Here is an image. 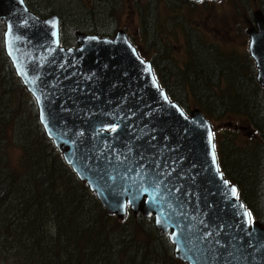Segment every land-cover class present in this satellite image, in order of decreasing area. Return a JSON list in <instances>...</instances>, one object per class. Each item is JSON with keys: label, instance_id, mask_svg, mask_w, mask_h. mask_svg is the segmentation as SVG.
<instances>
[{"label": "water", "instance_id": "obj_1", "mask_svg": "<svg viewBox=\"0 0 264 264\" xmlns=\"http://www.w3.org/2000/svg\"><path fill=\"white\" fill-rule=\"evenodd\" d=\"M253 19L248 53L264 89V16ZM0 22L46 137L108 214L153 218L185 264H264V223L220 171L210 121L170 100L124 31H76L67 48L58 17L24 0H0Z\"/></svg>", "mask_w": 264, "mask_h": 264}, {"label": "trees", "instance_id": "obj_2", "mask_svg": "<svg viewBox=\"0 0 264 264\" xmlns=\"http://www.w3.org/2000/svg\"><path fill=\"white\" fill-rule=\"evenodd\" d=\"M24 1L39 17L58 16L60 40L66 47L74 45L76 31L99 37L113 36L114 32L102 30L98 22L85 24L87 17L82 14L89 15L86 12L98 9L94 3L90 6L87 1L71 0L68 11L54 0ZM113 1L104 3L110 8ZM178 2L193 11L199 6L189 0ZM106 18L110 26L117 27L114 15ZM148 21V17H140V25L147 35V42L145 36L140 42L145 46L151 44ZM67 25L70 26L68 30ZM182 28L187 34L185 45L188 47L193 32L186 21ZM3 32L4 26L0 23V67H4V71L0 70V264H157L155 257L161 258L164 264H185L175 258L168 237L154 227L153 219L128 212L122 223H111L114 215L106 213L46 137L38 120L35 100L15 75L5 54ZM189 36L190 41L187 40ZM209 45L199 57H195L190 47L193 55L179 68V77L175 79L179 78L188 98L206 119L219 122L224 117L235 130L250 134V140L240 148L231 140L221 139L216 151L222 152L223 144L227 143L236 158L243 159L240 164L246 172L241 167H233L230 168L232 175L224 173V176L237 186L239 197L252 219L264 223V89L256 82V71L250 67L249 57L246 59L249 68L242 69L233 64L235 57H229L226 52L223 56L217 55ZM137 50L140 56L148 57L142 46ZM160 52L158 49L154 55L159 57ZM153 63L156 66L155 61ZM159 80L168 92L160 76ZM223 84L228 85L225 91L232 92V102L220 96L217 88ZM15 90L27 98L26 112L19 111L15 104L10 105ZM176 102L183 106L180 101ZM214 141L216 146L215 135ZM14 146L20 157L12 163L7 154ZM260 157L263 161L256 166L254 160ZM219 159L224 171L223 152ZM130 224L150 230H143L146 236L137 241L130 233Z\"/></svg>", "mask_w": 264, "mask_h": 264}, {"label": "rangeland", "instance_id": "obj_3", "mask_svg": "<svg viewBox=\"0 0 264 264\" xmlns=\"http://www.w3.org/2000/svg\"><path fill=\"white\" fill-rule=\"evenodd\" d=\"M70 1L71 0H54V3L59 7L62 6L63 9L69 11L70 7L67 5ZM81 1H87V4H90V6L92 3H94L98 7V9L95 7V11L94 8L92 10L89 8L91 12H86L89 15L82 14V17H87L86 20H84L85 24L87 23L92 25L94 22H98V24L101 25L102 30L105 29L106 31L111 30L114 32L113 36L118 30H122L125 32L126 36L136 49L141 48L142 46V48L148 52V57L143 58L150 60L151 62H153V60L155 61L156 66L154 67L157 70V73L160 75L163 85L167 88L168 92L173 95V100L180 101V103L183 105L182 107L188 113L197 107L194 105L195 103L190 101V98H188L185 89L181 86L179 78H175L179 77V68L182 67L186 60H188L193 55L191 54V48L193 47L195 53L194 55L196 57V55L198 56L200 52L202 53L204 51L203 48L205 46H210L209 44H211V48L216 51L217 55L220 54L223 56L222 53H227L229 57L231 56L236 58L233 62L234 65H237L242 69H245V67L249 68V63L246 61L247 57H249V55H247L248 36L246 34V30L249 29L248 23L252 20V17L236 16L237 13L241 15L246 13L252 14L255 9L264 8L260 0L210 1L208 4L205 2L202 5H199L195 11L190 10L186 5L184 6L181 4V2H178V0H171L170 2L169 0H164V2L161 0H150L151 2L147 0H114L110 8H108L107 4H105L106 0ZM109 15H114L118 21L116 28L110 26V22L107 21L106 17H110ZM140 17H148L150 19V21H148V35L150 37L149 44H151L147 46L142 45L140 42V40L143 39V36H145L144 40L147 42V35L143 32V27L140 25ZM184 21L189 24V28L193 32V40H191V43L188 47L185 45L187 34L182 32ZM69 28L70 26L67 25L66 30ZM190 39V36L187 37L188 41H190ZM158 49L161 52L159 57H156L154 53L158 52ZM204 61L205 60H203V62ZM249 62L250 67H253L255 70L254 63L251 59H249ZM0 68V70L4 71V67ZM242 69L241 73H244ZM191 70H193V68ZM231 72L234 74L233 70H231ZM219 81L220 80H216V82ZM205 86L208 87L209 85L206 84ZM226 87H228L227 84L219 85L217 90L220 93V96L225 99V101L229 100L232 102V92L225 91ZM206 91L207 93L209 92L208 89H206ZM213 95H215L214 92ZM27 103H29L27 98L21 93H17V90H15L13 95L10 97V105L14 106L15 104L19 111L26 112ZM32 119L33 118L31 117V120ZM221 119L222 120L219 122H213L212 120L210 121L215 135L216 148H219L221 139L231 140L237 148L242 147L250 140L249 133L244 130H235L232 126H229V123H226L227 119L224 120V117ZM222 152L224 155L223 169L225 174L232 175L231 173H233V171L230 168L233 167H241L243 169L242 171L246 172L244 170L245 167L240 164L242 163L243 159H237V155L234 154L232 148L229 147L227 143L223 144ZM222 152L218 150V164L219 161L220 164H222L221 160L219 159V154ZM19 154L18 148L14 146L10 152H8L7 157L9 161L11 160L12 163H15L20 157ZM46 155L51 159L49 154ZM254 161L255 165L258 166L260 161H263V158L260 157L259 160ZM52 162L55 163L54 161ZM220 164L219 167L221 169ZM226 164H228L230 167ZM123 220L124 219H118L114 215L111 223L118 224L119 222L122 223ZM129 227L132 228L130 233L137 241L141 240L140 238L146 236L143 230H150L149 227L141 228L135 224H130ZM162 261L163 260L161 258H154V262L157 264H164Z\"/></svg>", "mask_w": 264, "mask_h": 264}, {"label": "flooded vegetation", "instance_id": "obj_4", "mask_svg": "<svg viewBox=\"0 0 264 264\" xmlns=\"http://www.w3.org/2000/svg\"><path fill=\"white\" fill-rule=\"evenodd\" d=\"M190 1V0H189ZM261 1V4H263V6H264V0H260ZM192 2V1H191ZM209 3L210 1L209 0H206V1H202V2H200V3H196L197 5H202L203 3ZM192 3H195V2H192ZM264 9V8H263ZM262 8H257V9H255L254 11H253V13L251 14V13H246V14H243V15H241V14H238L237 13V16L236 17H252V20L248 23L249 24V28L250 27H254V19H253V17H254V14H255V12L256 11H261L262 12V14H263V16H264V10H263ZM225 17H233V16H225ZM248 30V29H247ZM247 30H246V34H247ZM249 55V54H248ZM250 57V56H249ZM236 59V58H235ZM153 62H154V60H153ZM152 62V64H153V66H155L154 65V63ZM253 62V61H252ZM254 63V62H253ZM213 79H211V81H212ZM170 95V94H169ZM185 110V109H184Z\"/></svg>", "mask_w": 264, "mask_h": 264}, {"label": "bare ground", "instance_id": "obj_5", "mask_svg": "<svg viewBox=\"0 0 264 264\" xmlns=\"http://www.w3.org/2000/svg\"><path fill=\"white\" fill-rule=\"evenodd\" d=\"M152 70H153V73H154V76H156L157 78H159V74L157 73V70L155 69V67H153L152 68ZM171 97H172V99H174V97H173V95L171 94ZM174 102H176L175 100H174ZM177 103V102H176ZM178 104V103H177ZM213 137H214V131H213ZM220 171L223 173V175H224V171H222L221 169H220Z\"/></svg>", "mask_w": 264, "mask_h": 264}]
</instances>
